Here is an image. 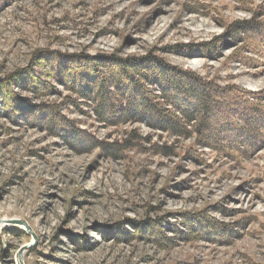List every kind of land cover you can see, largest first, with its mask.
<instances>
[{
  "label": "rangeland",
  "instance_id": "rangeland-1",
  "mask_svg": "<svg viewBox=\"0 0 264 264\" xmlns=\"http://www.w3.org/2000/svg\"><path fill=\"white\" fill-rule=\"evenodd\" d=\"M259 9L264 0H0V88L10 82L14 96L61 120L54 135L0 106V264H19L30 244L23 264H264V147L232 161L193 134L104 123L95 103L56 81L81 68L49 57L153 54L205 82L259 92L264 61L243 53L260 66L237 63L241 44L221 39ZM212 42L209 57L175 48ZM34 76L46 87L24 83ZM71 129L85 139L70 146Z\"/></svg>",
  "mask_w": 264,
  "mask_h": 264
},
{
  "label": "trees",
  "instance_id": "trees-1",
  "mask_svg": "<svg viewBox=\"0 0 264 264\" xmlns=\"http://www.w3.org/2000/svg\"><path fill=\"white\" fill-rule=\"evenodd\" d=\"M256 16L264 19V10H257ZM255 17L250 21L233 23L227 27V36L221 37L222 41L229 37L241 44L232 56L234 61L244 66L259 67V63H264L243 55L255 54L264 61V21ZM217 44L201 45L199 50L185 45L175 48L180 49L178 53L181 55L194 52L209 57V52L216 50ZM208 46H213V49ZM57 55L49 57L56 59L60 67L70 65L82 71L79 76L57 71L56 81L80 99L95 103L94 112L104 123L116 125L132 121L183 138L193 134L195 140L205 143L218 156L232 161L249 158L264 147V90L248 92L234 85L219 87L191 72L172 67L153 54L138 58ZM114 67H118V73L112 70ZM19 79L21 81L22 77ZM166 80L170 84H165ZM32 81L46 87L40 84L37 76L24 83ZM180 82H185V85ZM155 85L159 88V95L146 94L149 88L145 86ZM28 91L35 94L36 90L31 86ZM0 96L3 98L1 110L12 122L17 121L18 115L25 120L32 114L35 119L43 121L37 126H44L49 133L60 135L54 130L61 120L51 108L29 105L26 100L14 96L10 82H5L3 90L0 88ZM185 98L194 100L195 105H186ZM214 120L219 122V126H215L212 132L210 124ZM227 130L234 133L232 138L228 137ZM73 134V143L68 140L70 146L77 144L78 139H85L84 134L78 131H73ZM91 144L100 148V144L93 140Z\"/></svg>",
  "mask_w": 264,
  "mask_h": 264
},
{
  "label": "water",
  "instance_id": "water-1",
  "mask_svg": "<svg viewBox=\"0 0 264 264\" xmlns=\"http://www.w3.org/2000/svg\"><path fill=\"white\" fill-rule=\"evenodd\" d=\"M31 246H32V244H30V245H26V246L22 247V248L19 250V252H18L19 264H23V263H22V254H23V252H24L27 248H30Z\"/></svg>",
  "mask_w": 264,
  "mask_h": 264
},
{
  "label": "bare ground",
  "instance_id": "bare-ground-1",
  "mask_svg": "<svg viewBox=\"0 0 264 264\" xmlns=\"http://www.w3.org/2000/svg\"><path fill=\"white\" fill-rule=\"evenodd\" d=\"M33 107V106H32Z\"/></svg>",
  "mask_w": 264,
  "mask_h": 264
}]
</instances>
